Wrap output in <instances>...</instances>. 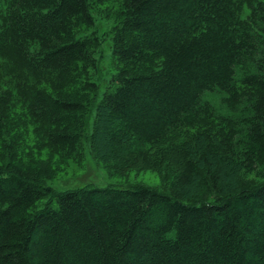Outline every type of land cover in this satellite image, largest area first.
<instances>
[{
    "label": "trees",
    "instance_id": "16d2710c",
    "mask_svg": "<svg viewBox=\"0 0 264 264\" xmlns=\"http://www.w3.org/2000/svg\"><path fill=\"white\" fill-rule=\"evenodd\" d=\"M8 2L0 56L25 76L43 138L69 151L85 126L81 96L95 87L77 31L93 23L95 3H119L120 67L93 147L111 125L104 134L122 165L154 163L173 179L168 191H57L36 168L0 167V264H264V0L243 20L235 0ZM216 90L242 111L235 121L205 100Z\"/></svg>",
    "mask_w": 264,
    "mask_h": 264
},
{
    "label": "rangeland",
    "instance_id": "374dc122",
    "mask_svg": "<svg viewBox=\"0 0 264 264\" xmlns=\"http://www.w3.org/2000/svg\"><path fill=\"white\" fill-rule=\"evenodd\" d=\"M235 2L239 7V18L243 20L251 13L252 5L257 0ZM8 7V0H0V30L8 19ZM120 10L118 2L104 5L95 3L91 10L93 23L81 26L77 31V37L90 42L95 66L90 68L88 77L95 87L86 91L85 97L81 96L80 100L84 99L85 105L82 112L85 126L79 132L80 142L74 150L54 147L43 138V125L27 109L26 88H23L25 76H18L14 63L10 62L9 58L0 56V167L9 168L17 164L36 168L47 176V184L57 191L85 186L123 188L134 184H146L165 191L172 187L173 176L165 173L161 167H156L154 163L145 164L142 168L122 165L108 146L104 134L111 125L100 131V139L96 142L99 145L97 152L93 147L91 137L95 129L98 107L120 67L114 52L113 32ZM17 88H20L19 92ZM77 92L81 93L80 90ZM205 100L212 105L219 119L225 117L235 121L242 115L240 108L235 109L230 105L226 94L220 91L207 92ZM218 121L213 124L216 125ZM243 125H240V131ZM47 202L48 199L41 200L36 204V209L42 208Z\"/></svg>",
    "mask_w": 264,
    "mask_h": 264
}]
</instances>
